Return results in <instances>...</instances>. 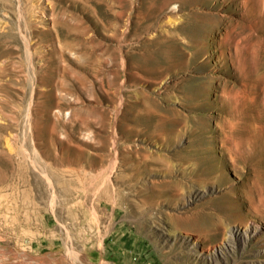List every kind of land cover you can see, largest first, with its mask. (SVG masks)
<instances>
[{"label": "rangeland", "instance_id": "374dc122", "mask_svg": "<svg viewBox=\"0 0 264 264\" xmlns=\"http://www.w3.org/2000/svg\"><path fill=\"white\" fill-rule=\"evenodd\" d=\"M162 1L0 0V156L13 166L0 264H264V0ZM51 7L61 58L37 34ZM144 111L182 132L169 155L195 141L199 162L181 171L201 163L213 180L137 209L131 150L161 151L137 134ZM223 127L242 142L236 169Z\"/></svg>", "mask_w": 264, "mask_h": 264}, {"label": "bare ground", "instance_id": "6f19581e", "mask_svg": "<svg viewBox=\"0 0 264 264\" xmlns=\"http://www.w3.org/2000/svg\"><path fill=\"white\" fill-rule=\"evenodd\" d=\"M171 2H172V0H163L160 4V7H159L160 10L166 9L168 7V5H170ZM176 8L177 7L175 5L172 6L173 10H175ZM50 10L52 11L51 25L49 26V28L39 29L37 31V34L40 37L49 38L48 39L49 43L53 47L52 48L53 53L55 55H57L59 58H61L63 56L61 51L55 50V48L53 46V43L55 42V40L57 38L55 39V38L51 37V32L52 31L54 32L56 28H59V26H61V22L57 18V15L55 16L54 8L51 7ZM64 47H65V45L63 46V48ZM59 48H60V46H59ZM163 52H164V50H163ZM2 55H5V53ZM46 58H48V57L46 56ZM8 60H10V59H8ZM45 60H47V59H45ZM46 63L47 64L52 63V61H50L48 59L46 61ZM53 64H54V62H53ZM221 95H223V94H221ZM15 108H17V107H15ZM173 114L177 118H180V114L178 112L173 111ZM151 116H150L148 111H144L142 113L138 122L142 123L144 125V128L142 130L138 131L137 134L142 135L143 137L148 138V139H154L157 143L160 144L161 147H158V148L159 149L161 148V151H154V150H150L148 147H141V146H138V149L137 148L132 149L131 151H133V155L136 153L137 154L136 157H138L137 158L138 160L136 161L137 163L134 161V164L132 163L129 166L127 165L128 167H126V169H125L127 174H125L123 177V180H124L123 183L126 186H128L130 182H133L135 184V186L132 189L134 190L135 194H137L140 197V200H139L140 205L137 206V209H141V208H144L146 206L153 205V204H159L161 202H167L168 201L171 203V202L180 201V200L185 198V196H186L185 192H190V194L193 192L192 189L189 190V184L191 182L195 183L197 186H205V184H207L209 181L213 180V177L211 179H209L210 177H207L208 170L206 167H203L201 165V163L196 165L195 169H193V171H191V172H189L188 169L181 171L182 166H180V165L188 164V163L192 162L193 160L199 162L198 158L200 155L199 154L200 150L197 149L196 144L194 143L195 141L190 139L186 146L179 147L177 145L176 147H179V148L173 150V154L169 155L168 153H166L167 151H169L171 148H173L177 144V140H179L178 138L180 137L182 132L177 130V128L174 126L168 127L167 126V118L164 114H159L158 117L155 118L156 121L152 120ZM247 129H248V127H247ZM221 134H222L221 142H222V147H223V151H224L223 154H225L227 156V158L229 159V163H230L231 168L236 169V167H235L236 160L241 158L244 154V151H242L240 148L242 145V142L233 136V131L229 130V128L227 129L226 127H223V129H221ZM249 140H251V139L249 138ZM249 140L247 139L248 143H249ZM7 156H5V157L0 156V162L3 159L2 160L3 162L0 164V184H3L2 182L6 181L7 173L13 171L11 158H10V156H8V157ZM113 156H114L113 165H112V169L110 172L112 175V178L116 177V176H114L116 174L115 170H117V168H119L118 164H117V158H118L117 156L118 155H116V147L115 146H114V155ZM127 157L128 156H125L126 160H128ZM133 157H132V160H133ZM174 159H177V160H174ZM126 160H124V161H126ZM134 160H136V158ZM176 161H178V162H176ZM124 163L127 164L126 162H124ZM178 163H180V164L178 165ZM123 164L121 166L125 165V164L124 165ZM221 170H222V167L220 166V168L217 171L221 172ZM158 173L160 176L159 180L150 179L148 186L147 185L145 186L143 184L144 186H142V188L139 187V184H141V180L144 177L154 175V174H158ZM179 177H181V178H179ZM128 188L130 189V186ZM188 196H190V195H188ZM171 217H172L173 221H181V220L183 221L184 220L183 216L173 215ZM186 218H187V216H186ZM238 234H240V233H237V231L233 232V235L238 236ZM99 264H102V262L101 263L99 262Z\"/></svg>", "mask_w": 264, "mask_h": 264}]
</instances>
